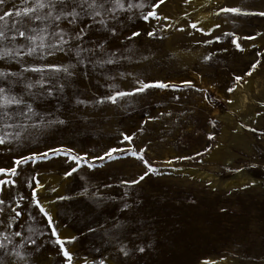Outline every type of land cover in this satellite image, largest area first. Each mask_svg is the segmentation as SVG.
Returning a JSON list of instances; mask_svg holds the SVG:
<instances>
[{"label": "rangeland", "instance_id": "1", "mask_svg": "<svg viewBox=\"0 0 264 264\" xmlns=\"http://www.w3.org/2000/svg\"><path fill=\"white\" fill-rule=\"evenodd\" d=\"M200 1L164 0L160 8L155 9L161 16L159 21H127L128 28L142 32L138 42H117L118 64L99 70L102 74L95 80L76 78L74 84L78 94L87 89L81 99L90 101L103 99L102 94L109 91L110 84L129 90L133 77L137 76L176 84L189 79L201 91L150 89L147 94L123 98L119 105L109 102L86 107L76 105L73 90L66 89L67 98H49L41 107L55 112L61 119L72 112L70 124L30 128L31 135L24 133L26 139L19 146L10 137L16 152H4L0 146V167H11L21 151H43L48 145H64L82 156L87 153L86 159L96 165L94 169L82 165L66 179L63 172L69 165L74 166L67 157L23 166L25 174L38 172L36 179L44 185L39 189L34 181L31 188L21 183L25 174L14 178L25 202L35 190L37 198L50 209L59 234L65 240V248L74 256V264L76 257L95 259L99 264L101 253L107 264H119L109 255L111 246L102 241L100 234L87 232L89 223L93 226L97 221L103 223L106 216L108 219L129 216L127 212L118 211L122 190L106 189L104 184L141 174L143 164L130 152L125 153L123 161H105L104 167L100 166V161L91 160L92 155L102 154L106 148L117 144L143 150L145 159L159 169L158 174L146 177L129 190L131 197L143 201L131 214V219L134 223L143 222L137 225L142 235L135 244L145 246L146 252L135 251L129 257L121 253L120 259H125L127 264H264V17L226 18L223 14H210L218 5L259 11L264 9V0ZM13 4L20 5L21 0H8L9 7ZM199 13L206 17H199ZM197 20L212 33L211 37L187 27L189 22ZM217 23L219 29L213 27ZM181 27L185 31H179ZM144 28L154 30L156 38L143 36ZM189 32L192 35H188ZM228 32L240 37L237 42L243 51L231 43V37H223L219 43L214 40L217 34ZM246 36L255 38L244 39ZM209 40L212 43H208ZM207 56L211 60H205ZM253 64H256L255 70L251 67ZM249 71L251 76L246 75ZM105 72L114 79H106ZM120 72L131 75L121 77ZM237 75L243 77L239 83L235 81ZM229 87L235 90L229 93ZM229 100L232 103H228ZM236 103L239 109L235 108ZM250 128H255L256 132L249 131ZM7 131L15 133L20 129ZM120 133L131 135L132 142L123 141ZM209 136L214 138L209 139ZM25 144L28 147H24ZM197 152L203 155L197 156ZM179 155H191L194 159L172 165L166 163ZM250 164L258 166L252 168ZM236 168L242 171L237 172ZM80 177L96 184L102 195L116 196L117 201L102 205L106 212L95 209L84 196L56 201L57 195L81 191L84 180ZM0 178L7 177L0 174ZM51 187L57 192L49 191ZM94 191L95 188H89L90 193ZM50 199L55 202L48 204ZM29 212L32 214L27 216L26 224L44 230L43 235L36 232L33 237L43 241L37 264H65L55 239H46L49 231L45 229L43 217L34 206ZM125 243L129 249L133 247L128 241ZM0 260L4 264H17L15 257L5 256L3 251H0ZM29 264H32L31 256ZM80 264H83L82 259Z\"/></svg>", "mask_w": 264, "mask_h": 264}, {"label": "snow or ice", "instance_id": "2", "mask_svg": "<svg viewBox=\"0 0 264 264\" xmlns=\"http://www.w3.org/2000/svg\"><path fill=\"white\" fill-rule=\"evenodd\" d=\"M187 2L188 0H185V3ZM163 3L164 0H140L138 3H126V0H21L20 5L13 4L9 7L8 0H0V22H3L0 23V146H3V151L16 152V148L11 146L13 139L19 146L26 139L23 134L29 133L30 128H51L70 124L72 112H68L65 118L61 119L55 112H49L41 107L44 101L49 98H67L65 96L66 89L73 90L76 105L86 107L109 102L119 105L123 98L147 94L150 89L180 91L195 88L196 91H201L189 79L183 80L181 84H176L163 80L141 79L137 76L133 77L129 90L117 89L115 84L108 85L109 91L102 94L103 99L94 98L91 101L81 99V95L87 89L77 93L74 84L76 78L86 81L95 80L96 76L102 74L99 70L120 62L117 42H138L142 32L134 27L128 28L127 21L133 19H140L145 23H150L152 20L159 21L161 16L155 9L160 8ZM128 13H132V15L129 16ZM210 14L215 16L223 14L226 18L229 16L264 17V9L251 11L235 6L218 5L211 10ZM185 16L187 17L188 13H185ZM164 19H168V17H164ZM198 25L200 26L198 27ZM187 27L202 35L212 36V33L207 31L200 20L189 22ZM213 27L219 29L220 24H214ZM125 30L130 34H126ZM178 30L183 32L185 28L181 27ZM188 35H192V33L189 32ZM143 36L155 39L156 32L144 28ZM223 37H231V43L238 50L243 51L241 44L237 42L240 37L235 33L217 34L214 40L219 43ZM254 38V36L244 37V39ZM208 43H212V40H209ZM204 59L211 60V57L207 56ZM37 60L40 63H37ZM251 67L255 70L256 64ZM28 73H31L32 76H28ZM103 75L108 80L114 79L106 72ZM119 75L124 77L131 73L120 72ZM246 75L251 76L252 72L249 71ZM242 79V76H235L237 83ZM96 82L98 83V81ZM234 90L231 87L227 89L229 93ZM93 97H95V93H93ZM228 103H232V101L229 100ZM80 118L86 119L87 117ZM149 119L154 118L149 117ZM14 128H18L20 131L15 133L7 131ZM249 131L255 133L256 129L250 128ZM120 135L123 137V141L128 143L133 140L129 134L120 133ZM213 138L209 136V139ZM24 147H28V145L25 144ZM126 152H130L132 157L143 164L141 174L130 178H118L117 183H105L104 188H120L122 190V195L119 197L121 206L118 211L127 212L129 216L119 219L108 213V216H112L111 219L106 216L103 223L97 221L95 226L91 223L87 225L88 233H99L102 241L111 246L112 251L109 252V255L118 260L119 264H127L125 259H120L121 253L124 257H129L135 251L141 254L146 252L145 246L135 244V241L142 235L137 229V225L143 222L136 220L134 223L131 219V214L143 201L131 197L129 190L133 186L140 185L146 177L158 174L159 169L145 159L143 150L124 148L120 144L106 148L102 154L91 156L92 161H100V166L104 167L105 161H123ZM196 155L203 154L197 152ZM87 156V153L83 156L74 154L72 148L64 145H48L43 151H32L31 149L27 152L21 151L13 159L11 167H0V174L7 177L0 178V251H3L5 256L15 257L17 264H29L31 256L32 264H37L36 257L41 251L43 241L33 237L36 232L43 235L44 230L26 224L27 216L32 214L29 212V208L34 206L46 222L45 229L49 231L46 239L54 238L56 245L59 246L58 253L65 258V264H74V256L65 248V240L59 234L56 219L50 209L37 198L35 190L31 192L25 202L26 198L19 192L17 181L14 178L25 174L23 167L25 165L34 166L38 162L67 157L74 162V166L69 165L63 172V177L66 179L76 173L82 165L86 164L89 169L96 167L94 163L86 159ZM193 159L194 157L191 155H179L174 156L166 163L172 165ZM257 166L256 164L249 165L252 168ZM235 171L240 172L242 169L236 168ZM37 175L38 172H28L21 183H26L31 188V182L34 181L37 189L43 188L44 185L36 179ZM80 178L84 180L81 191L74 194L57 195L56 201H67L84 196L94 205L95 209L105 212L106 209L102 205L109 201H117L116 196L102 195L96 184H90L85 177ZM252 183L255 184V181ZM90 187L95 188V191L90 193ZM49 191L55 193L57 189L51 187ZM54 202L51 199L48 200V204ZM33 220L35 221V216H33ZM27 233H31V235H26ZM75 239L76 237H72V240ZM125 241L132 244L133 247L129 249ZM81 259L83 264H97L95 259L89 260L87 257H76V264H80ZM0 264H4V261L0 260ZM99 264H107L102 253Z\"/></svg>", "mask_w": 264, "mask_h": 264}, {"label": "bare ground", "instance_id": "3", "mask_svg": "<svg viewBox=\"0 0 264 264\" xmlns=\"http://www.w3.org/2000/svg\"><path fill=\"white\" fill-rule=\"evenodd\" d=\"M198 1L201 2L200 0H197V2H198ZM202 2H203V1H202ZM204 2H205V0H204ZM201 5H202V4H201ZM203 5H204V3H203ZM200 14H201V13L198 14L199 17H202V18H203V17H206L205 15H203V14L200 15ZM203 22H204V20H203ZM207 26H208V25H207ZM234 106H235V108H237V109L240 108L239 103H238V104L236 103ZM225 117H227V116H225Z\"/></svg>", "mask_w": 264, "mask_h": 264}]
</instances>
